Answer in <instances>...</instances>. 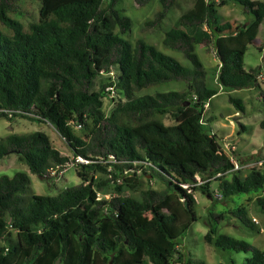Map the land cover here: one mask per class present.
Listing matches in <instances>:
<instances>
[{
  "label": "trees",
  "instance_id": "trees-1",
  "mask_svg": "<svg viewBox=\"0 0 264 264\" xmlns=\"http://www.w3.org/2000/svg\"><path fill=\"white\" fill-rule=\"evenodd\" d=\"M178 1L134 0L141 7L156 4L139 30H156ZM192 1L161 39L164 48L185 58L183 64L141 36L130 39L133 22L119 0H0V117L49 122L70 147L80 178L56 195L26 196V172L0 175V241L7 230L16 231L15 240L0 243V264H171L196 220L194 192L213 196L211 179L218 181L223 199L256 191L254 202L264 215V169L241 175L203 122L217 90L196 52L199 45L213 50L223 90L257 86L259 69H245L243 57L264 21V1ZM33 2L38 17L24 22L25 5ZM231 2L252 18L239 24L223 20L217 7ZM114 69L116 77L99 78L95 88L97 77ZM169 82L183 87L138 94ZM111 91L117 98L105 115L103 98ZM260 96L264 99V91ZM228 100L244 111L241 99ZM167 114L173 124L163 122ZM76 125L83 136L74 132ZM9 153L48 183L70 163L42 131L0 138V158ZM95 172L110 177L96 182ZM147 175L159 177L165 188L97 196L96 187L119 177L137 182L136 176ZM227 216L258 232L246 204H240L208 212L204 240L250 252L242 264H264V249L218 232ZM185 264L206 263L187 259Z\"/></svg>",
  "mask_w": 264,
  "mask_h": 264
},
{
  "label": "rangeland",
  "instance_id": "rangeland-1",
  "mask_svg": "<svg viewBox=\"0 0 264 264\" xmlns=\"http://www.w3.org/2000/svg\"><path fill=\"white\" fill-rule=\"evenodd\" d=\"M192 2V0H179L156 30L145 32L139 30V25L145 18L152 16V13L156 9L155 2L141 7L134 0H119L118 7L133 22L130 39L141 36L146 41L155 44L164 53L175 57L183 64H187V61L180 53L164 48L161 45V39L164 31L171 26L174 19L183 11L190 8ZM36 8H38V4L36 5L35 2L26 4L25 9L27 10V14L22 16V20L24 22L35 20L38 17ZM217 12L223 20H230L237 24L252 18L251 15L244 13L241 7L234 2L217 7ZM263 48L264 21L259 26L255 41L248 45L243 57L245 69H259L257 86L232 90H223L216 81L214 70L217 68L218 60L213 50L207 49L202 45L196 48L200 60L209 72L207 81L217 90V93L206 104L202 116L203 122L207 124L210 132L216 136L222 150L234 163V169L239 170L241 175H245L253 167L264 169V99L260 96V91H264ZM117 73L118 71L114 69L109 74H102L97 77L95 88L98 87L97 82H99V78H114ZM182 87L183 84L181 82L162 83L161 85H157V87L145 88L138 94L153 93L157 90H180ZM229 97L241 99L244 111L238 110L236 106L229 102ZM116 98L115 91H111L103 98L105 115L111 112ZM163 122L165 124H173L175 121L167 114L163 118ZM73 129L76 134L80 136L84 135V131L78 125L74 126ZM34 131L45 132L52 145L59 150L60 154L69 157L70 163L48 183L44 178H39L35 174L30 173L26 163L20 161L16 153H9L0 158V175L6 174L12 176L17 171L26 172L30 179V190L26 196L31 194L56 195L65 187L79 183L80 178L76 173V164L73 163L72 151L66 141L49 122H38L23 117H13L11 119L0 117V138L9 133L23 134ZM103 164H107V162H103ZM106 168L107 171L113 169L109 165H106ZM90 170H93V167H90ZM92 176L96 182H100L109 178L110 174L95 172ZM230 176L231 174H227L226 178L229 179ZM135 178L137 182H124L123 178L119 177L116 182L112 180L107 185L100 188L96 187L98 198L108 199L116 195L127 194L137 196L139 190L147 188L161 190L165 188L164 182L159 177L152 178L150 175H147L136 176ZM132 185L135 187L132 188ZM209 190L213 196L202 194L200 190L194 192L196 199V220L191 223V226L177 245V252L179 254H175L171 264H185L187 259L204 261L206 264H242L244 259L251 255L250 252L223 250L204 240V235L208 230L206 222L208 212L228 211L240 204H246L248 215L254 221L258 232L242 227L238 221L230 216H227L219 223L218 232L245 240L259 249H264V215L258 211L254 202L257 192L234 195L232 198L223 199L218 190V181L215 179H211ZM5 238L15 240L16 231L7 230L3 238H1L0 243H4Z\"/></svg>",
  "mask_w": 264,
  "mask_h": 264
},
{
  "label": "built area",
  "instance_id": "built-area-1",
  "mask_svg": "<svg viewBox=\"0 0 264 264\" xmlns=\"http://www.w3.org/2000/svg\"><path fill=\"white\" fill-rule=\"evenodd\" d=\"M77 160H79L78 162H81V163H86V162H88V161L82 159L81 157H77ZM197 179H198V177H197ZM198 180H199V179H198ZM199 183H200V181H199ZM182 186L185 187V188H187V187H188V184H183Z\"/></svg>",
  "mask_w": 264,
  "mask_h": 264
},
{
  "label": "water",
  "instance_id": "water-1",
  "mask_svg": "<svg viewBox=\"0 0 264 264\" xmlns=\"http://www.w3.org/2000/svg\"><path fill=\"white\" fill-rule=\"evenodd\" d=\"M188 102H186L184 105H187ZM39 178H42L41 176H38ZM184 205L187 206V202H184Z\"/></svg>",
  "mask_w": 264,
  "mask_h": 264
}]
</instances>
